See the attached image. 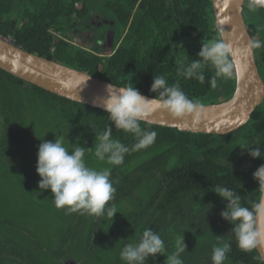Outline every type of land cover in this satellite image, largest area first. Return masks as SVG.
<instances>
[{"label": "trees", "instance_id": "obj_1", "mask_svg": "<svg viewBox=\"0 0 264 264\" xmlns=\"http://www.w3.org/2000/svg\"><path fill=\"white\" fill-rule=\"evenodd\" d=\"M91 12L113 23L107 26L114 31L113 43L105 50L75 43L69 32L72 21L80 25L78 20L86 19ZM243 14L253 40L264 41V9L250 11L245 0ZM0 36L11 37L13 44L31 53L117 85L132 83L150 96L154 95L150 85L155 75L165 76L169 84L179 81L194 103H214L207 100L212 96L227 99L235 88V75L231 79L218 78L217 87L212 88L209 80L215 72L210 66L203 68V84L176 73V66L187 56L189 61L198 59L201 44L221 38L214 25L211 0H0ZM254 53L264 81V46L254 49ZM43 115L55 122L74 146L92 148L89 152L93 153L98 141L90 126L103 131L110 123L103 109L57 95L0 68V163L38 200L43 197L24 181L22 171L30 124L35 116ZM109 126L114 139L125 145L134 143L131 134ZM141 127L156 131L155 142L126 155L122 165L111 166L110 179L116 192L109 206L115 210L123 200L131 205V211L125 214L123 225L127 229L119 250L137 242L145 228H152L160 233L165 245L170 244L167 253L174 250L175 240L184 236L187 249L181 254L183 264H212L210 255L216 236L231 244L225 264H263L256 248L243 251L237 247L232 226L220 216L227 201L214 190L218 184L231 188L242 196L245 206L258 200L259 185L252 174L264 164V158H252L242 148L254 146L257 138L264 141V99L243 126L227 134L180 131L145 121ZM260 147L264 151V143ZM234 157L244 158L247 163L241 167L232 162ZM67 215L64 237L56 249L49 251L52 255L66 258L72 255L77 242L84 240L85 250L90 252L110 236L94 223L95 218L99 222L106 214ZM5 218L0 215V223L5 225ZM15 227L19 235L23 233L20 225ZM93 233L97 239L91 242ZM31 238H2L0 247L18 264H47L33 247L37 241ZM106 249L110 251V246ZM165 259L158 254L156 264H164ZM116 263L123 264L120 259ZM146 264H153L152 258Z\"/></svg>", "mask_w": 264, "mask_h": 264}, {"label": "clouds", "instance_id": "obj_2", "mask_svg": "<svg viewBox=\"0 0 264 264\" xmlns=\"http://www.w3.org/2000/svg\"><path fill=\"white\" fill-rule=\"evenodd\" d=\"M250 11L264 9V0H247ZM264 41L252 40L250 47L259 49ZM198 59L181 61L176 66L177 76L185 79H196L201 84L205 82L203 68L210 66L215 74L210 78L212 88L217 87L218 78L231 79L237 72V60L230 43L222 38L210 43L201 44L197 53ZM89 79V78H88ZM87 79V80H88ZM86 80V81H87ZM84 84V83H83ZM106 95L100 106L107 113L110 123L103 131L95 132L94 156L110 167L100 170L86 164V149L80 145L69 150L64 145V137L53 141H43L38 145L36 172L40 177L38 188L41 192L50 190L51 200L57 209H63L66 214L79 213L87 216L106 214L113 218L117 213L109 206L114 200L116 188L110 179L112 167L124 163L125 156L151 146L157 133L150 128H142L141 122L151 112L163 109L174 116L193 112L198 105L190 100L181 89L179 81L169 84L163 75L153 76L150 92L153 96H144L132 83L115 89L112 83L105 86ZM132 135L134 143L125 145L113 138L112 127ZM264 141L257 138L254 146L244 149L252 158H264L261 144ZM259 187V198L249 202L250 206L242 203V196L224 185H216L214 192L227 201L220 216L232 227L236 245L243 251H251L264 241V224L258 221L264 217V164L252 174ZM217 242L212 245L210 260L212 264H225L231 251V244L225 242L222 236H216ZM187 249L182 238H177L174 250L167 253L165 242L159 232L145 228L135 243H127L120 251L119 257L123 264H146L152 258L156 264L157 254L166 257L164 264H183L181 254ZM167 253V254H166Z\"/></svg>", "mask_w": 264, "mask_h": 264}, {"label": "water", "instance_id": "obj_3", "mask_svg": "<svg viewBox=\"0 0 264 264\" xmlns=\"http://www.w3.org/2000/svg\"><path fill=\"white\" fill-rule=\"evenodd\" d=\"M211 2L214 25L220 37L232 45L234 58L237 60L232 95L214 103H195L198 105L196 110L179 117L158 109L147 115L145 122L174 127L180 131L222 135L243 126L263 101L264 81L259 74L254 49L250 47L253 38L248 32L243 14L245 0ZM0 68L47 91L101 109L100 104L106 95L105 86L112 83L64 63L31 53L1 36ZM112 84L115 89L124 87ZM258 223L264 224V217ZM256 250L264 264V241Z\"/></svg>", "mask_w": 264, "mask_h": 264}, {"label": "rangeland", "instance_id": "obj_4", "mask_svg": "<svg viewBox=\"0 0 264 264\" xmlns=\"http://www.w3.org/2000/svg\"><path fill=\"white\" fill-rule=\"evenodd\" d=\"M108 21L110 20L108 19ZM71 35L73 36L75 43L78 42L86 47H92L95 45L101 47L99 44L95 43H81L79 36H75L74 34ZM102 49L105 50L103 47ZM207 100L212 102H218V100L221 101L218 96H212L209 99L207 98ZM30 117L32 116L30 115ZM30 126L31 129L29 133L31 136L24 146L25 166L22 171L23 179L28 185H32L33 188L38 190L40 195L43 197V204L41 203V200H38L37 195L32 193L29 187L26 185L22 186L18 183L15 175L9 171L5 164L0 163V215H5L7 218L14 219L19 224H26V230L30 233L28 237L25 233H21L19 235V232L16 230L14 225H4L0 223V239L4 238L16 241L20 238L23 241H27L32 235L31 239L38 242H34L33 247L39 250V255L42 257L43 261L47 264H62L57 254L52 255L49 251L41 249V226L51 223L52 228L57 231L63 221L57 214L59 212L57 211V208L52 207L53 203L50 201V190L41 192L38 188V181L40 180V177L36 172L37 151L38 145L42 142V140L53 141L55 139V134L57 137L63 136L65 138L64 145L69 150L74 147V143L65 132L58 128L55 122L49 121L48 116L43 115L42 118L41 116H35ZM66 132L68 133L67 129ZM85 160L89 167L97 170L109 167L106 162L99 161L95 158L94 153L89 152L88 150L85 152ZM142 191L144 192L145 190ZM141 195H138L137 198L139 199ZM130 206L131 205H129L126 200L119 202V210H116V215H119V213L126 214V212L129 214L131 211ZM126 227L125 225L118 227L116 229L117 236H113L111 234L109 237L106 236L105 240L100 241L90 252L89 250H85V240L78 241L75 249L71 252L72 255L70 260L76 261V264H119L116 263V261L118 262L120 259V241L127 229ZM90 236L91 242L97 239L94 233ZM169 236H172V234H169ZM4 242L5 241H3V243ZM108 246H110V251L106 249ZM165 247H170V244L165 245ZM5 252L7 251L0 247V264H17L12 263L11 259L8 258L9 255ZM168 253H170V251Z\"/></svg>", "mask_w": 264, "mask_h": 264}, {"label": "crops", "instance_id": "obj_5", "mask_svg": "<svg viewBox=\"0 0 264 264\" xmlns=\"http://www.w3.org/2000/svg\"><path fill=\"white\" fill-rule=\"evenodd\" d=\"M41 203L43 204L42 200H41ZM52 207H54V205H52ZM116 210L118 211L119 208L115 207V211ZM57 211H59L57 214L63 221L61 223V226L57 229V231H55L52 228L51 223L41 226V249L44 250V251H46V250L47 251H52V250L56 249L59 246V243L61 242V240H62V238L64 237V234H65V229L67 227L66 225H67V219H68L67 217H68V215L66 214V212H63L64 211L63 209H57ZM98 219L99 218H95L94 219L95 225L97 224L96 226L101 227V229L103 231H105L107 234H111L113 236H117L116 229L118 227H122L123 226V224L125 223V219L126 218H125V213H123V214L119 213V215L115 214L113 218L108 217L106 215L99 222H98ZM3 220L5 221V223L7 225H14V226L15 225H20L21 231H23V233H25L26 236H29V232L26 230V227H25V226H27L26 224H19L14 219L7 218V217L5 219H3ZM67 257H71V254L68 255ZM8 258L11 259L12 263H17L15 261H13V259H12V257L10 255L8 256Z\"/></svg>", "mask_w": 264, "mask_h": 264}, {"label": "flooded vegetation", "instance_id": "obj_6", "mask_svg": "<svg viewBox=\"0 0 264 264\" xmlns=\"http://www.w3.org/2000/svg\"><path fill=\"white\" fill-rule=\"evenodd\" d=\"M78 21L80 25H76L75 21L70 23V32L75 36H79L81 43L99 44L104 49L113 43L114 31L111 28L106 27L109 25L111 26L113 23H110L107 17L99 16L96 13L91 12L86 19ZM257 66L260 72L261 65L257 63ZM232 162H238L241 167L247 163L246 159H240L239 157H234ZM59 256L60 255H58V257ZM59 259L62 264H76V261H71L70 257L62 259L59 257Z\"/></svg>", "mask_w": 264, "mask_h": 264}, {"label": "built area", "instance_id": "obj_7", "mask_svg": "<svg viewBox=\"0 0 264 264\" xmlns=\"http://www.w3.org/2000/svg\"><path fill=\"white\" fill-rule=\"evenodd\" d=\"M8 40H10L12 42V38L11 37H7Z\"/></svg>", "mask_w": 264, "mask_h": 264}]
</instances>
